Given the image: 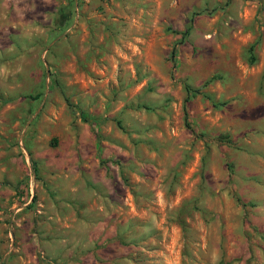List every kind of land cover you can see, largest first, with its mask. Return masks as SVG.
<instances>
[{"label": "rangeland", "instance_id": "1", "mask_svg": "<svg viewBox=\"0 0 264 264\" xmlns=\"http://www.w3.org/2000/svg\"><path fill=\"white\" fill-rule=\"evenodd\" d=\"M0 71V264H264V0H0Z\"/></svg>", "mask_w": 264, "mask_h": 264}, {"label": "crops", "instance_id": "2", "mask_svg": "<svg viewBox=\"0 0 264 264\" xmlns=\"http://www.w3.org/2000/svg\"><path fill=\"white\" fill-rule=\"evenodd\" d=\"M4 247L5 244H0V251H2ZM13 252L15 253H13V255L10 256V260L7 262V264H33L32 254L28 256L27 254L21 255L15 250Z\"/></svg>", "mask_w": 264, "mask_h": 264}, {"label": "trees", "instance_id": "3", "mask_svg": "<svg viewBox=\"0 0 264 264\" xmlns=\"http://www.w3.org/2000/svg\"><path fill=\"white\" fill-rule=\"evenodd\" d=\"M252 48H253V45H251V46L249 47V52L252 51ZM172 50H173V49H172ZM184 89H185V93H186V95H188L191 89H190L187 85L184 86ZM186 99H187V98H186ZM186 99H185V100H186Z\"/></svg>", "mask_w": 264, "mask_h": 264}, {"label": "clouds", "instance_id": "4", "mask_svg": "<svg viewBox=\"0 0 264 264\" xmlns=\"http://www.w3.org/2000/svg\"><path fill=\"white\" fill-rule=\"evenodd\" d=\"M8 76V73L0 71V78L6 79Z\"/></svg>", "mask_w": 264, "mask_h": 264}]
</instances>
